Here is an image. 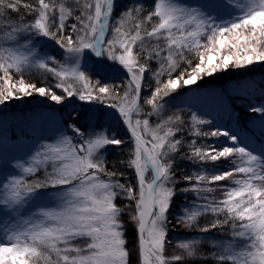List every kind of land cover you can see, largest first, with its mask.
<instances>
[{"label":"snow or ice","instance_id":"obj_1","mask_svg":"<svg viewBox=\"0 0 264 264\" xmlns=\"http://www.w3.org/2000/svg\"><path fill=\"white\" fill-rule=\"evenodd\" d=\"M221 10L228 19L212 14ZM34 38L54 42L65 58L41 55ZM89 60L111 61L125 80L93 78ZM258 62L264 0L197 7L182 0L123 7L117 0H0V105L33 94L90 105L62 118L56 134L15 165L19 172L0 181V212L16 218L0 234V264H131L133 255L137 264H264V150L196 112L185 121L182 109L169 107L178 88ZM91 105L111 110L110 126ZM248 111L264 120V103ZM221 137L230 143L213 142ZM113 147L126 148V158L109 166ZM177 159L193 171L178 176ZM49 189L57 190V207L21 214ZM178 195L185 202L173 217ZM170 225L197 235L170 252Z\"/></svg>","mask_w":264,"mask_h":264},{"label":"trees","instance_id":"obj_2","mask_svg":"<svg viewBox=\"0 0 264 264\" xmlns=\"http://www.w3.org/2000/svg\"><path fill=\"white\" fill-rule=\"evenodd\" d=\"M185 1H197V0H185ZM118 4L123 7L125 5L130 4V0H117ZM140 3H150V0H139ZM36 40V38H34ZM41 45L42 50L48 52L50 55L56 56L57 59L63 60L65 57L62 54V50L58 48L54 44V42L45 39L44 41L39 42ZM112 63L111 61H109ZM87 69L89 70L90 74H94L93 78H102L106 82L109 83H121L125 80V76L122 74H113L108 73L101 68L99 64L94 63L93 61H89L86 64ZM118 67V66H116ZM153 69L156 68V65H152ZM245 69V68H244ZM244 69H235L229 68L224 71H217L212 76H204L202 80L198 81L197 84L194 85H185L176 90L172 94L173 98L169 99V107L173 110H183V116L185 121L189 120V114L191 112H196L198 115L203 116L205 119L212 121V127H219L221 130H230L234 134H236L239 139L242 135L254 138L258 143L264 146V142L259 140V134L263 133V129L257 128V120L254 123L249 124L247 122L248 117H253V113L247 110V107L251 105H259L264 102V63H261L260 67L254 70H250L244 72ZM32 79L34 82L40 81L42 82V77L39 73L33 72ZM149 83H152L151 77L149 76ZM58 94H59V90ZM217 92L225 95L224 102H213L210 106H207V103L204 105H200L197 102L198 97L207 98V95L210 93ZM147 94V93H146ZM196 95L195 99H192V96ZM37 97L36 94H33L30 97H24L25 103L26 101H31ZM13 103H10V102ZM17 99H12L7 101L4 108L8 115H14V117L9 121L6 122V129L4 130L0 126V133L10 134L14 127L20 126L22 122H24L25 118H29V114L22 113V114H12L10 111L17 109L18 107L14 106L17 105ZM88 104L86 102L79 101L76 98H69L63 104L57 105L54 103V106L51 107H44L48 110H51L48 114H63L66 118L68 113L72 112L73 109L76 111H83L87 109ZM10 106V107H7ZM96 106V105H91ZM14 107V108H13ZM23 107V106H22ZM1 109V108H0ZM34 110L33 108H24L20 109L17 112H27ZM103 115L101 113H96V116L99 122L103 125L108 124L107 114L110 113V109L103 108ZM2 110H0L1 112ZM3 113V112H1ZM0 113V115H1ZM6 113V112H5ZM35 111H32L31 114H34ZM43 117L41 115H36L35 120H41ZM1 125V124H0ZM116 131H121L119 128ZM33 136L29 135L27 137L22 135H17L13 133L10 137L2 135L0 137V141L4 142L6 140L10 141H18L25 138H31ZM125 139L127 137L125 136ZM214 143L225 144L230 143L226 142L223 137L218 138V140H214ZM244 144V143H243ZM264 150V149H263ZM122 152L124 154H122ZM127 149H120V148H110L108 150V161L109 166L117 160L125 159L126 158ZM176 171L177 175L179 176L181 173L187 174L193 171V165H191L186 160H179L176 161ZM227 166V165H225ZM211 167V166H209ZM126 178L128 181L134 183L133 174L129 170L126 172ZM51 190V189H49ZM191 198L189 194V199ZM184 196L178 195L175 198L174 205L172 208V216L176 215L177 209L182 208L184 204ZM124 203H127L125 201ZM125 226L128 231V240L129 246H134L133 235H132V228L129 226L127 222V214H125ZM171 219V217H170ZM172 224H175V220H172ZM197 234L195 232H189L187 229L183 228L182 226L176 225L172 227L170 225V237L173 242L172 246L169 248L170 252L176 251L175 244L179 242L181 239L185 237H194ZM222 233L213 232L210 236H222ZM131 264H137L136 256L133 255L131 259Z\"/></svg>","mask_w":264,"mask_h":264},{"label":"rangeland","instance_id":"obj_3","mask_svg":"<svg viewBox=\"0 0 264 264\" xmlns=\"http://www.w3.org/2000/svg\"><path fill=\"white\" fill-rule=\"evenodd\" d=\"M183 3L197 7L201 4H204L206 0H197V1H185L182 0ZM213 15H216L218 17H223L224 19H228V14L226 11H217L213 12ZM46 38H36L35 41H38L36 43V47L38 49L41 48V45L39 42L44 41ZM42 50V49H41ZM48 54V52L42 50L41 55ZM93 61V60H89ZM88 61V62H89ZM261 65L260 62L249 66L248 68H245L244 72L254 70L259 68ZM149 78V77H148ZM147 93V90L145 91V94ZM196 95L192 96V99H195ZM25 98L22 97L20 99H17V105H14L18 107L17 109H14L10 111L12 114H22L27 113L29 114V118H25L24 122L20 124V126L14 127L10 134L6 133H0V137L2 135H5L7 137H10L13 133H16L17 135L22 136H33L31 138H25L18 141H10L6 140L4 142L0 141V181L6 180V178L11 177L12 175H15L19 172V170L15 167V165L18 162H25L28 159H30L31 154H34V152L39 148L40 144L48 142V138L53 137L56 134L57 128L60 126V122L62 118H65L63 114H48L51 110H48L44 107H51L54 106V102L48 100L45 97H40L37 95V97L31 101H26ZM69 99V98H68ZM197 102L200 105H204L207 102V106H210L213 102L219 101L224 102L225 101V95L217 92L210 93L207 95V98L204 97H198ZM10 103H13L12 101ZM264 103V102H263ZM6 105H0V110H2L0 115V126L5 130L6 129V122L9 121L14 117V115H8V111L5 110ZM23 106V107H22ZM90 105L84 106L89 107ZM10 107V106H7ZM96 109H102L101 105L91 106ZM14 108V107H13ZM24 108H33L34 110L27 111V112H17L20 109ZM249 106L247 107L248 110ZM32 111H35L34 114H31ZM103 111V110H102ZM6 112V113H5ZM250 112V111H249ZM97 113H101L100 111H97ZM36 115H41L43 119L41 120H35ZM107 122L108 124L105 127L110 126V121L108 119L107 115ZM257 120V128L263 129V133L259 134V140L264 142V120L261 119L259 114H254L253 117H248L247 122L249 124L254 123ZM240 140L247 145L250 149L254 150L255 152L259 153L261 150L264 149V146L260 143H258L254 138L248 137L245 135H242ZM59 201L57 199V190L51 189L47 190V194L41 198L40 200H33L29 202L28 205H26L22 210L21 214L23 216H29L32 212L37 211L39 207H49V208H55L57 207ZM16 222V218L4 213L0 212V234H2V231L6 227L12 226Z\"/></svg>","mask_w":264,"mask_h":264},{"label":"water","instance_id":"obj_4","mask_svg":"<svg viewBox=\"0 0 264 264\" xmlns=\"http://www.w3.org/2000/svg\"><path fill=\"white\" fill-rule=\"evenodd\" d=\"M98 59V58H97ZM106 71L110 73H118L124 75V73L119 69V67H113L107 60L100 64Z\"/></svg>","mask_w":264,"mask_h":264}]
</instances>
